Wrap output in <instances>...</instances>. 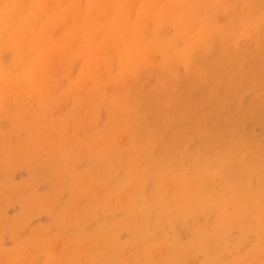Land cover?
Instances as JSON below:
<instances>
[{
    "label": "rangeland",
    "instance_id": "374dc122",
    "mask_svg": "<svg viewBox=\"0 0 264 264\" xmlns=\"http://www.w3.org/2000/svg\"><path fill=\"white\" fill-rule=\"evenodd\" d=\"M142 1H111L138 24L135 59H121L117 28L102 45L96 34L117 12L109 0L94 24L70 14L89 0H21L26 13L1 32L0 264H264V0H146L136 13ZM75 23L95 34L92 60ZM21 26L34 29L22 59ZM63 37L48 76L21 73ZM190 161L206 174L198 192ZM183 176L184 198L163 179ZM128 218L143 225L133 236Z\"/></svg>",
    "mask_w": 264,
    "mask_h": 264
},
{
    "label": "bare ground",
    "instance_id": "6f19581e",
    "mask_svg": "<svg viewBox=\"0 0 264 264\" xmlns=\"http://www.w3.org/2000/svg\"><path fill=\"white\" fill-rule=\"evenodd\" d=\"M29 2V4H30V6H33V3L34 2H38V3H41V2H43V0H28ZM88 1V0H87ZM102 1H104V3L105 4H107V2H108V0L107 1H105V0H89V3H88V5H86L87 6V8H85V9H83V10H80V11H76L75 12V10L74 11H71V16L73 17V21L75 22L76 20H77V22H79L78 20H80V22H82V23H84L86 20H88V21H92V19H98L99 17H96V18H94L95 17V15L96 14H99V13H103L104 11H103V9L106 7H104V8H102L103 7V2ZM112 1V0H111ZM110 0H109V3H110V5L112 6V5H114L113 7H114V9H116V11L117 12H115L114 14H113V18H111V19H108V23L111 25L110 26V28L108 29V28H106V27H104L103 25V27L102 28H99L98 29V27H97V32L98 33H96V34H99L100 36H101V39H102V41H101V45H102V43H104V42H110V41H112V39L113 38H115L114 36H112L113 35V33L115 34V30H116V28H117V30H116V34H119L120 35V40L124 43V45H125V47H124V49L122 50V52H121V59H128V58H130V59H135L137 56H136V52H137V47L138 46H135V47H132L133 46V44L131 43V41H132V39L135 37V36H137V34H139L138 33V28H137V22H135V23H132V22H130V17L129 18H127L126 17V15L125 14H127L128 13V11H130V7H129V10L128 11H125V13H124V11L122 10V12H120V5H119V3H120V1H119V3L118 2H111ZM114 1V0H113ZM135 2V1H134ZM21 3V0H1L0 1V43H6V40H3V39H5V37H4V35L3 34H1V32L2 31H4V29L6 28V27H8L9 25H11V24H15V21H17L18 19H20V16H22L24 13H26V12H24L25 10L23 9V6L25 5H22V3H21V6L19 5ZM53 3V2H52ZM205 3H206V5H207V2L205 1ZM13 4H18L20 7H16V8H12V6H13ZM130 4H132V3H130ZM129 5V4H128ZM133 5V4H132ZM102 6V7H101ZM136 6V5H135ZM147 6H149V2H147L146 0H143L141 3H140V5L138 4V6H137V8L138 9H136L135 11H136V13H139L140 11H141V9L144 7V10L146 9V7ZM50 7V6H49ZM110 6H108L107 7V9L109 8ZM133 7V6H132ZM178 7V6H177ZM12 8V9H11ZM25 8H27V7H25ZM112 7H110L109 9H111ZM135 8V7H134ZM134 8H132V10L134 9ZM42 9H44V8H42ZM113 9V8H112ZM131 10V11H132ZM31 12H32V10H31ZM108 12V11H107ZM133 12V11H132ZM106 13V12H105ZM134 13V12H133ZM93 15H94V17H93ZM107 15H109V14H107L106 13V16H103L104 18L105 17H107ZM115 15V16H114ZM252 14H250V16H251ZM24 16V15H23ZM127 16H128V14H127ZM256 16V15H255ZM255 16H252V17H255ZM42 17V16H41ZM93 17V18H92ZM101 17V16H100ZM38 18V17H37ZM256 18V17H255ZM41 19V18H40ZM115 19H117V21H116V23H115ZM175 19V18H174ZM30 20V19H29ZM82 20V21H81ZM172 20V19H171ZM170 20V21H171ZM28 21V20H27ZM113 21V22H112ZM252 21H255V20H252ZM76 22V23H77ZM28 23V22H27ZM75 23V24H76ZM92 24H94V22L92 21L91 22ZM98 23V22H97ZM107 23V24H108ZM231 23V22H230ZM229 23V24H230ZM250 23H251V21H250ZM24 24H26V23H24ZM31 25V24H30ZM88 25H90L91 26V24H88ZM96 25V24H95ZM26 26V25H25ZM49 26V24H46V25H44V27H43V30H45L47 27ZM181 26V25H180ZM31 27V26H30ZM88 27V26H87ZM9 28H11V26L9 27ZM21 28H22V26H21ZM32 28H35L34 27V25H33V27ZM60 28V27H59ZM95 28V27H94ZM94 28H93V30L92 31H94ZM180 28V27H179ZM91 29V28H90ZM103 29V30H102ZM114 30L113 31V33L110 31V30ZM176 29H177V27H176ZM180 29H182V28H180ZM180 29H179V31H180ZM187 29V28H186ZM10 30V29H9ZM30 30L31 31H34V29H31L30 28ZM30 30L27 28V29H25V30H23V28H22V30H21V34H20V36H19V39L17 38V40H16V43H14V46L15 45H18V47H20V49H21V51H16L17 49H18V47L17 48H15V51H16V54H19V56H20V54H22V53H24V51L26 50L27 51V48L25 49V47H24V40L26 39V41L28 40V39H30V35L31 36H33L34 34H31L30 33ZM43 30H41L40 31V34L41 35H45V34H43ZM183 30V29H182ZM243 30V29H242ZM161 31H162V29H161ZM187 31V30H186ZM20 32V31H19ZM48 32V31H47ZM57 32V31H56ZM90 32V30H86L83 26L82 27H80L79 26V24H76V25H74V27L72 28V30H71V34H72V37H75L76 38V42L78 41V40H81V43H80V45L76 48V51H77V53H81V54H83V55H85L86 57H88V59H90V58H92V59H94L95 57H94V52H95V46L99 49V46H98V44H95V42L93 41L94 40V32L92 33V34H90L89 33ZM175 32H176V30H175ZM184 32V31H183ZM242 32H244V31H242ZM177 33H178V30H177ZM182 33V32H181ZM159 34H160V32H159ZM183 34V33H182ZM41 35H39L38 37H40ZM47 35V34H46ZM35 37V36H34ZM37 37V36H36ZM36 38L37 40L39 39V40H41L40 38ZM44 36H42V38H43ZM25 38V39H24ZM180 38H182L181 36H180ZM135 39V38H134ZM33 40V39H32ZM36 40V41H37ZM45 39H43V41H44ZM141 40H143V39H141ZM55 41V40H54ZM65 41H67L66 40V38H60V42L58 43H56V42H53V44H52V42H50V43H48V41L46 42V43H44V45L45 46H43V49L41 50V55H40V57H38L34 62H33V65H32V68H29V66H27L28 68H22V70H21V73H23V74H28V75H31V74H33V73H40V71H41V74L42 75H45V76H48L49 75V73H47V70H48V66L45 64V63H47L48 62V60H47V62H43L44 61V57H46V56H48V55H52L53 56V54H54V51H55V49H57L58 47H63L64 46V44H66V42ZM172 41H174V40H172ZM40 42V41H39ZM146 42V41H145ZM42 43V42H41ZM143 43V42H142ZM13 44V43H12ZM40 44V43H39ZM39 44L37 45V47H39ZM99 44H100V42H99ZM140 44H141V42H140ZM139 44V45H140ZM175 44V43H174ZM173 44V45H174ZM1 45V44H0ZM74 45V44H73ZM72 45V46H73ZM115 46H116V44H114ZM113 45V46H114ZM144 45V44H143ZM143 45H142V47H143ZM69 46H71L70 44H69ZM75 46V45H74ZM3 47V46H2ZM68 47V46H67ZM155 47V46H154ZM177 47V46H176ZM191 47V46H190ZM60 48H58L59 50H60ZM145 48H146V45H145ZM157 48H159V47H157ZM157 48H156V50L155 51H158L157 50ZM39 49V48H38ZM101 49V48H100ZM99 49V50H100ZM116 49V48H115ZM173 49H174V46H173ZM44 50V51H43ZM98 50V51H99ZM103 50V49H102ZM143 50H145L144 48H143ZM142 50V51H143ZM64 51H66V50H64ZM76 51H75V53H76ZM177 51V50H176ZM175 51V53H179V52H176ZM144 52V51H143ZM56 53V52H55ZM97 53V52H96ZM34 54V53H33ZM29 55H31V54H29ZM96 55V54H95ZM176 55V54H175ZM178 55V54H177ZM19 56H16V57H19ZM56 56V55H55ZM180 56V55H179ZM22 57H23V54L20 56V58L22 59ZM15 58V57H14ZM174 58V57H173ZM176 58V57H175ZM177 58H178V56H177ZM180 58V57H179ZM58 59V58H57ZM92 59H90V60H92ZM182 59V58H181ZM56 60V59H55ZM60 60H62V59H60ZM156 60V59H155ZM177 61V60H176ZM245 61V60H244ZM54 62H56V61H54ZM155 62V61H154ZM156 63H157V61H156ZM183 63V62H182ZM56 65V64H55ZM58 65H59V63H58ZM123 66V68H125V64H123L122 65ZM173 66V65H172ZM25 67V66H24ZM56 67V66H55ZM57 68V67H56ZM114 68V67H113ZM187 69V68H186ZM189 69V68H188ZM56 70V69H55ZM64 70V69H63ZM125 71V70H124ZM57 72V71H56ZM63 72V71H62ZM64 73V72H63ZM63 73H61V75H63ZM93 73V72H92ZM228 73V72H227ZM99 74V73H98ZM96 75H97V73H96ZM123 75V74H122ZM124 75H125V73H124ZM123 75V76H124ZM69 77V76H68ZM85 77H87V75H85ZM104 77V76H103ZM125 77L127 78V76L125 75ZM124 77V78H125ZM105 78V77H104ZM138 79H139V76L137 77ZM211 78V77H210ZM215 78V77H214ZM128 79V78H127ZM126 79V80H127ZM4 80V79H3ZM11 80V79H10ZM210 81H211V79H210ZM13 82V80H11V81H9L8 80V78L7 77H5V82H3L4 83V85H3V89H5L6 88V85H9V84H11ZM2 83V84H3ZM166 84V83H165ZM144 86V85H143ZM8 87V86H7ZM217 87V86H216ZM123 88V87H122ZM137 89V88H136ZM126 90H128V89H126ZM125 91V90H124ZM157 93H158V91H156ZM8 93V92H7ZM120 93V92H119ZM125 93H127V95H126V97L125 96H122V97H125V100H127L128 99V97H130V95H129V93L128 92H126L125 91ZM156 93V94H157ZM95 94V93H94ZM123 94V93H122ZM158 95V94H157ZM156 96V95H155ZM12 97V96H11ZM148 97H149V94H148ZM9 98H10V96H9ZM9 98H8V100H9ZM121 98V97H120ZM152 98V97H151ZM11 99V98H10ZM138 99V98H137ZM187 99V98H186ZM124 100V99H123ZM148 100V99H147ZM155 100V99H154ZM10 101V100H9ZM132 101H134V100H132ZM159 101V100H158ZM152 102V101H151ZM172 103V102H171ZM164 104H166V103H164ZM163 104V105H164ZM123 107L125 106V103L123 102L122 104H121ZM147 105V104H146ZM128 106V105H127ZM126 106V107H127ZM13 108V107H12ZM129 108V107H128ZM128 108H127V111H128ZM126 109V108H125ZM255 108H253V110H254ZM10 110V109H9ZM17 110V109H16ZM123 112H125L124 110H123ZM166 112V111H165ZM126 113V112H125ZM216 117H217V112H216ZM183 117V116H182ZM219 117V116H218ZM179 118V117H178ZM209 118V117H208ZM207 118V119H208ZM214 117H212V119H213ZM212 119H211V122H213L212 121ZM215 120H217V119H215ZM184 121H186V120H184ZM191 122H192V120H191ZM184 123V122H183ZM232 123V122H231ZM182 125V124H181ZM216 125V124H215ZM184 126L186 127V125L184 124ZM183 126V127H184ZM194 127V126H193ZM212 127V126H211ZM215 127V126H214ZM228 129V128H227ZM188 130V129H187ZM193 131V130H192ZM166 135V134H165ZM131 140H132V138H131ZM75 141V140H74ZM179 142H180V140H178ZM181 144V143H180ZM98 146V145H97ZM172 146V145H171ZM175 146V145H174ZM173 146V147H174ZM182 146V145H181ZM184 146V145H183ZM32 147V146H31ZM182 148V147H181ZM206 149V148H205ZM259 153V152H258ZM215 154V153H214ZM256 156V155H255ZM198 157V156H197ZM216 157V156H215ZM224 157V156H223ZM195 158H196V156H195ZM189 159H191V157L189 158ZM254 160H255V158H253ZM188 160V159H187ZM199 160V159H198ZM197 160V161H198ZM189 161V160H188ZM225 161V160H224ZM146 163H147V161H146ZM207 163H208V161H207ZM190 165H192L193 167H194V171H196V174H197V177L199 178V182H198V185L200 184V190H198L197 189V191L196 192H198V191H201L202 190V188H201V181L203 180L202 178H204V176L206 175H204L203 176V173L200 171V168L201 167H199V166H197L195 163H193V162H191L190 161ZM255 165V164H254ZM254 165H253V167H254ZM166 169V168H165ZM166 170H168V169H166ZM170 171V170H169ZM165 172V171H164ZM166 173V172H165ZM171 173V172H170ZM168 174V173H167ZM162 175H164L163 173H162ZM161 175V176H162ZM160 176V177H161ZM166 176V175H165ZM180 176V175H179ZM133 178V177H132ZM138 178V177H137ZM159 178V177H158ZM175 178V177H174ZM174 178H171V179H169L168 181L167 180H165V178H163L164 179V182H166V184H167V186L168 187H170V189H176V190H171V191H179L180 189L178 188V187H180L181 185V187L184 189L183 191H184V193H182V197H183V195L185 194V193H189L188 191L186 192V190L188 189V187L190 186V188L189 189H192V187H193V183H191V182H188L189 184H187V183H185V182H183V180H184V176H183V179H181V180H179L180 178H181V176H180V178H178V179H174ZM194 178H196V176L194 177ZM197 178V179H198ZM208 178H210L209 176H208ZM84 178L82 177V179L81 180H83ZM87 179H88V177H87ZM162 179V178H161ZM163 179H162V181H163ZM186 179V178H185ZM207 179V178H206ZM76 180H78V178L76 179ZM75 180V181H76ZM80 180V181H81ZM190 180V179H189ZM79 181V182H80ZM158 181V180H157ZM156 181V182H157ZM85 183H86V181H84ZM83 182V183H84ZM194 182H196V181H194ZM206 182H208L207 180H206ZM143 183V182H142ZM158 183L160 184V182L158 181ZM197 183V182H196ZM156 184V183H155ZM158 184V185H159ZM205 184V183H204ZM236 184V183H235ZM145 185V184H144ZM164 185V184H163ZM195 185V184H194ZM243 185V184H242ZM166 186V187H167ZM177 186V187H176ZM197 186V185H196ZM206 186V185H205ZM209 186V185H208ZM142 187V186H141ZM207 187V186H206ZM242 187V186H241ZM160 188V187H159ZM178 188V189H177ZM197 188V187H196ZM204 188V187H203ZM169 189V188H168ZM242 189H243V187H242ZM234 190H236V188H234ZM91 191V190H90ZM159 191V190H158ZM204 192V191H203ZM234 192H236V191H234ZM157 193V192H156ZM156 193H154L155 195L153 196V199L155 200V201H157L158 203H156V204H158V206H159V202L161 203V205H160V208L162 209V211H167L168 209H167V203L165 202H163V199H165V197L163 196V194H160L159 192V194L160 195H158V194H156ZM162 193V192H161ZM172 193V192H171ZM200 193V192H199ZM141 194V193H140ZM178 194H180V193H178ZM201 194V193H200ZM200 194H199V196H200ZM204 194V193H203ZM186 195V194H185ZM195 195H196V193H195ZM204 197V196H203ZM202 197V198H203ZM124 198V197H123ZM178 198H180V197H178ZM184 198V197H183ZM196 198H198L197 196H196ZM196 198H195V200H196ZM182 199V198H181ZM194 199V198H193ZM165 200H167V199H165ZM205 200H207V199H205ZM179 202H180V200H178ZM181 201H183V200H181ZM203 201V200H202ZM170 202V201H169ZM173 202V201H172ZM172 202H170V203H172ZM184 202H188L187 200H185L184 199V201H183V203ZM123 203V202H122ZM169 203V204H170ZM189 203V202H188ZM202 203V202H201ZM179 204V203H178ZM181 204V203H180ZM132 205V204H131ZM144 205H146V204H144ZM187 205V204H186ZM126 206V205H125ZM177 206V205H176ZM169 207H172V205H169ZM144 208V207H143ZM149 208H151V207H149ZM159 208V209H160ZM174 208H176V207H174ZM257 208L259 209V206H257ZM131 209L132 208H130V211H131ZM156 209V208H155ZM154 209V210H155ZM158 209V208H157ZM156 209V210H157ZM170 209V208H169ZM179 209V208H178ZM129 210V209H128ZM133 210V209H132ZM155 210V211H156ZM174 210V209H173ZM139 211V210H138ZM147 211V210H146ZM158 211H161V210H158ZM129 212V211H128ZM136 211L134 210V213H135ZM150 212H151V210H150ZM168 212H169V210H168ZM129 213H131V212H129ZM147 213H149V212H147ZM167 213V212H166ZM155 214H156V212H155ZM162 213L160 212L158 215H161ZM169 214V213H168ZM135 215V214H134ZM157 215V214H156ZM131 216V215H130ZM151 216H152V214H151ZM128 217V216H127ZM149 217V216H148ZM164 217V216H163ZM131 218V217H130ZM130 218H128L129 220H128V222H126L125 224H127L128 225V232H130L131 231V234L134 232L133 231V229L135 228V227H137V226H133V223H131V220L132 219H130ZM136 218V217H135ZM147 218V217H146ZM145 218V219H146ZM162 218V217H161ZM168 218V217H167ZM151 219V218H150ZM158 219V218H157ZM171 219V218H170ZM169 219V220H170ZM148 220V219H147ZM162 220V219H161ZM165 220V219H164ZM163 220V221H164ZM127 221V220H126ZM130 221V222H129ZM140 221V220H139ZM139 221H136V222H139ZM150 222V221H149ZM162 222V221H161ZM166 223V222H165ZM149 225V224H148ZM148 225H147V227L146 228H148ZM124 226V224L122 225V227ZM141 226H143V225H141ZM140 226V227H141ZM139 227V226H138ZM139 227V228H140ZM139 228L137 229V231H139ZM145 228V229H146ZM214 228H216L215 226H214ZM213 228V229H214ZM220 228V227H219ZM140 230H142L141 228H140ZM149 231V230H148ZM214 231H215V229H214ZM140 232H142V231H140ZM216 232V231H215ZM147 233V232H146ZM181 233V232H180ZM202 234V233H201ZM201 234H199V236L201 235ZM231 234V233H230ZM134 234H132V236H133ZM137 235H139V234H137V232H136V236ZM142 235V234H141ZM216 235V234H215ZM131 236V237H132ZM136 236H135V238H136ZM147 236V235H146ZM145 236V237H146ZM194 236V235H193ZM198 235L196 234V237H197ZM204 236V235H203ZM97 237V236H96ZM205 237V236H204ZM135 238L134 239H132L133 241L135 240ZM37 239H39L38 237H37ZM143 239V238H142ZM196 239V238H195ZM202 239V238H201ZM139 240V239H138ZM144 240V239H143ZM200 240V239H199ZM204 240V239H203ZM207 240V239H206ZM214 240V239H213ZM109 240H107V242H106V247H107V251H108V249H109V251L111 252V254L113 255L114 253L113 252H115L116 254H118L119 253V246H114L115 245V239H113V238H111V240L108 242ZM202 241V240H201ZM194 242H196V241H194ZM193 242V243H194ZM197 242H198V238H197ZM196 242V243H197ZM208 242V241H207ZM41 243V242H40ZM209 243V242H208ZM87 244V243H86ZM85 244V245H86ZM135 244V243H134ZM193 245V244H192ZM89 246V245H88ZM198 247L199 245L198 244H195V247ZM63 247V246H62ZM84 247V246H83ZM190 247V246H189ZM200 247V246H199ZM202 247V246H201ZM79 248V247H78ZM85 248V247H84ZM84 248H82V249H84ZM88 248V247H87ZM111 248H112V250H111ZM122 248V247H121ZM127 248V247H126ZM216 248V247H215ZM64 249V248H63ZM67 249H69V247H67ZM177 249H179V248H177ZM182 249V248H181ZM181 249H179V250H181ZM186 249V248H185ZM38 250V249H37ZM149 250V249H148ZM187 250V249H186ZM239 250V249H238ZM84 251H86V249L84 250ZM129 251V250H128ZM82 252V251H81ZM122 252V251H121ZM145 252H147V250L145 251ZM149 252H150V250H149ZM56 253V252H55ZM147 254H148V252H147ZM83 255V254H82ZM115 256V255H114ZM147 256V255H146ZM108 258V257H107ZM119 258V257H118ZM10 259H12V258H10ZM14 259V258H13ZM12 259V260H13ZM152 259V258H151ZM53 260V259H52ZM118 261L117 262H119V259H117ZM122 261H123V259H122ZM9 264V263H8Z\"/></svg>",
    "mask_w": 264,
    "mask_h": 264
}]
</instances>
